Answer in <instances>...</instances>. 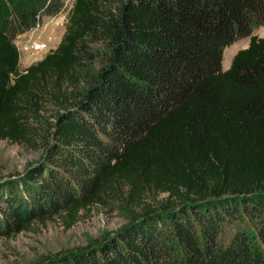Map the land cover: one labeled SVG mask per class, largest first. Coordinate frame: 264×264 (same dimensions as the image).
<instances>
[{"label": "trees", "instance_id": "1", "mask_svg": "<svg viewBox=\"0 0 264 264\" xmlns=\"http://www.w3.org/2000/svg\"><path fill=\"white\" fill-rule=\"evenodd\" d=\"M62 12L23 67L18 35ZM263 24L264 0H0V138L42 148L0 178V236L118 200L121 228L33 264H264Z\"/></svg>", "mask_w": 264, "mask_h": 264}, {"label": "rangeland", "instance_id": "2", "mask_svg": "<svg viewBox=\"0 0 264 264\" xmlns=\"http://www.w3.org/2000/svg\"><path fill=\"white\" fill-rule=\"evenodd\" d=\"M67 2L69 6L72 4V0ZM117 2L113 0V5H117ZM65 20V12L55 16L46 15L37 27L28 31L33 32L35 38L44 40L46 45L44 49L32 54L26 53L21 59L22 66L37 61L58 44L65 31ZM253 33L264 35V24L255 28ZM249 41L250 35H246L227 44L223 51L222 66L228 67L234 53L248 45ZM56 109L55 104L46 103L41 112L53 118ZM41 154L42 148L0 138V178L25 171ZM165 194L161 192L158 196ZM132 214L133 208L128 204L113 200L95 202L88 209H82L80 217L70 227L65 226L60 214H54L45 221L35 220L29 228L9 236H0V264H33L49 253L86 245L121 228Z\"/></svg>", "mask_w": 264, "mask_h": 264}, {"label": "built area", "instance_id": "3", "mask_svg": "<svg viewBox=\"0 0 264 264\" xmlns=\"http://www.w3.org/2000/svg\"><path fill=\"white\" fill-rule=\"evenodd\" d=\"M17 43L19 44L20 47V60L24 58L26 53L32 54L34 53V51H39L44 49L46 45V42L44 40L35 38L33 32L31 31L23 32L20 35H18Z\"/></svg>", "mask_w": 264, "mask_h": 264}]
</instances>
